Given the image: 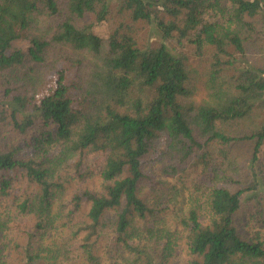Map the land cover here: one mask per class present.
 <instances>
[{
	"label": "trees",
	"instance_id": "16d2710c",
	"mask_svg": "<svg viewBox=\"0 0 264 264\" xmlns=\"http://www.w3.org/2000/svg\"><path fill=\"white\" fill-rule=\"evenodd\" d=\"M256 17L264 0H0V264H171L179 248L189 264H264V68L244 61ZM139 22L157 45L139 44ZM170 39L205 58L202 98ZM150 171L188 190L184 215L171 199L161 214Z\"/></svg>",
	"mask_w": 264,
	"mask_h": 264
},
{
	"label": "rangeland",
	"instance_id": "374dc122",
	"mask_svg": "<svg viewBox=\"0 0 264 264\" xmlns=\"http://www.w3.org/2000/svg\"><path fill=\"white\" fill-rule=\"evenodd\" d=\"M112 3V10L109 18H111L112 22H115L116 24L119 22H124L125 17H121L117 12L116 4ZM211 12H207L206 18L210 16ZM253 24L255 27L262 29L264 28L262 25V21L260 18L256 17L253 18ZM135 35L136 38L141 46L145 45H157L160 42L159 36L154 32V30L149 27L148 24L144 22H139L135 25ZM94 31L99 35H105L108 31V24L107 22H103L97 26L94 27ZM264 32V29H263ZM255 40H252L249 44H245V54H244V61L246 63H249L251 65L257 66V67H263L264 68V36L255 37ZM167 46L176 48L177 50H182L187 56H188V65L191 72V76L193 81L196 83V92L194 94V97L196 99H200L204 95V89L202 87V73L205 66V58L202 57L200 54L194 51L193 47L189 46L187 43H184L183 46L178 45L175 40H166L164 41ZM71 75V72L69 73V76ZM55 78V74H50L49 79L50 82L53 81ZM0 134H5L4 129H0ZM7 138L3 139L2 142L6 143L10 140V134L7 133ZM3 144V143H2ZM13 144L16 146L17 153L18 154H25L27 151L31 149V145L29 142L24 143L22 140H14ZM251 150V143L248 141L240 142L235 147H233L232 154L236 158V160L239 163V166L243 167L244 169L247 159L249 158ZM100 156H91L90 157V166L92 170H95L97 160ZM155 159V155L150 156L145 162L148 166H150ZM246 172V169L243 171ZM150 177L158 184V190L156 191L157 196H164L162 199L164 202V205L160 206L161 214L168 212V210L171 207V201L177 203V210L179 215H184L186 213V210L189 207V192L186 190V188H183V184L179 181H177V177L175 176H168L162 174L160 171L154 172L150 171ZM183 180H189L191 179V175L188 178L186 175H184ZM195 179L197 181H200L201 183L210 184V175L204 174L202 176H196ZM81 183V182H79ZM78 183V184H79ZM78 184L77 187L78 188ZM218 185H221L218 183ZM72 192L75 190V186L72 184ZM177 191V192H176ZM169 206V209L167 210L166 206ZM0 206H2V203H0ZM16 229L20 230V234L24 232V230H27L26 223H18L16 225ZM20 249V248H18ZM12 255V253H11ZM10 255V256H11ZM10 256H7L10 257ZM13 258H16L15 255L12 256ZM16 261L18 264H22L24 260H21V256L19 255L16 258ZM34 264H75L73 262H61L59 259H54L52 255L48 256V259H39L34 262ZM171 264H189V256L186 254L185 250L183 248H179L176 252V255L174 259L172 260Z\"/></svg>",
	"mask_w": 264,
	"mask_h": 264
}]
</instances>
